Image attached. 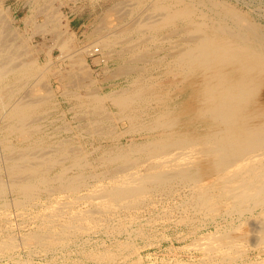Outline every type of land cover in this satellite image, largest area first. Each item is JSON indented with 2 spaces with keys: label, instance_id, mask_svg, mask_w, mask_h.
<instances>
[{
  "label": "rangeland",
  "instance_id": "374dc122",
  "mask_svg": "<svg viewBox=\"0 0 264 264\" xmlns=\"http://www.w3.org/2000/svg\"><path fill=\"white\" fill-rule=\"evenodd\" d=\"M224 1H227V2H224ZM198 2H200V3L197 4ZM221 3H225V4H228L230 6L236 7L237 10H239L240 12H243L250 21H253V22L257 23L258 25H260L262 30H263V33H264V0H214V1H212V0H183V1L182 0H151V1L150 0H130V1H128V0H59V1L55 0V2H54V0H3V1L0 0V4H1L0 5V14H1L0 17H1V19H3V18L5 19V20L3 19L1 21H2V24L4 26L7 25L5 27L3 26L2 29L0 28L1 29L0 41H2L3 38H4L3 40H8V41L13 40L12 42L9 41V43H8V41H5V43L3 42V44H5L4 46H6V44L8 43L7 48H9L14 44L13 45L14 48L11 47L12 49H9V50H11L10 52H14L16 50L15 54L19 53L18 55L16 54L17 58L19 55H21L22 57L24 56L23 58L26 60V64L24 66H26V68L30 67V70L33 67L32 70L35 71V72L34 71L30 72V70H29L28 71L29 76L26 72H23L22 75H25V76L21 75L20 76L21 78L16 77V79L17 80L19 79L20 81L23 79L21 82L19 80L18 81L15 80V78H14L15 76L13 75V73L10 75V81H8L9 82L8 85L10 84V86H12V88L11 87H9V88H11L13 90V96H12V100H11L10 104L7 103L9 105H5V106L7 109L9 106H11L13 103H15L16 100H18L22 103L23 102L25 103L26 101L27 102L31 101V104L36 103L35 105L37 107H36L35 111H33L32 113L29 112L30 116H28L29 118H27V122L29 123V127L32 129L34 127L37 128L40 126L39 130H36L37 132H35V128L33 129L34 130L33 132L35 134L33 133L31 135L32 137H29L25 141H23L24 139H21L22 137H20L21 135L18 132H14L15 130H11L14 133H11V131L9 132V129L7 128V124H4V123H7L8 120L6 119V117H2L3 116L2 114L6 111L5 106L3 105L2 110L0 108V110H1L0 111V124H1L0 125V129H1L0 139L6 136L7 141L11 140L12 143L15 145L17 144V147H19V148L30 145L34 141V139H36L38 136L44 137L46 140L48 139L47 141L49 143L50 142L52 143L49 145L51 147L54 146V148L60 146L62 144L61 143L62 141L67 142L65 147L71 151H76V152L79 151L78 154H80L81 156L82 155L85 156L84 161L85 162L88 161V163H85V164H88L89 166L86 165L85 166L86 168H80V167L77 168L73 164L74 165V167H73V166L69 165V164L72 165V160L70 158H65V159H67V161L66 160H64V162L60 161L61 164H58L60 162H58V163L56 162L53 166H57V167L50 168L52 171L50 170L49 173L52 176L56 172H58L57 170H60V168L65 166V165H67V167L69 166L68 167V170H69L68 174H70L69 177L80 174L81 172H83V173L85 172L84 174L86 175V178H87V179L85 178L86 181L84 180L85 183L83 182L84 183L83 185H85L84 186L85 188H83V186H81L80 193H81V195L86 194L88 192V188H90L94 184V182H96L95 177L92 176L93 174L100 175L101 172L102 173L106 172L107 169L109 168V165H110L109 163H111V166L113 168H115L114 166H116L118 164L116 166V169L120 165L119 163H121L120 158H115V159H117V160H115L116 164L114 163V161L113 162H110L107 160L104 161L103 160L104 158L109 160L110 156L118 157L116 155L120 154V152L122 154L130 152V153H128V154H131V155H129L130 157L134 158V156H135V158H137V157H139V151L136 149H138V147H140L139 145H142L143 142H146L148 139H150V137L158 136L160 133L163 132V130H161L159 127L155 126L154 122H152V118L154 120V116H156V114L158 113V110L161 109L162 103H163L162 101L167 100L177 90H181L183 88V85H184L183 84L184 80H182L181 75L175 76L174 72L172 71V64H171V60H172L171 53L173 52L172 46L176 42H177L176 45L179 44L180 40L182 39V35H180V33L169 35L170 29H172V26H173L172 24H177V27H181V26L186 27V23H185L186 17L190 18V19L192 18V20H193V22H191L189 25H194L196 22L198 23L200 21L205 22V20H206V22H214V21H216L217 18H220L222 20V22H221L222 24H220V25L223 26V24L224 25L228 24L227 26L231 27L235 24V19L224 12L225 11L224 5H222ZM171 7L173 9H171ZM187 7L190 8L189 11H186L185 13L182 11L184 13V15L178 14V16H175L177 18H175L173 16V18H175V19H173L171 17L172 19L170 20V24L168 23L169 24L168 26H166L162 29H159V31L155 34L156 36H153L154 34L152 33V31L149 30V28L145 27L147 23H150L153 20H156L157 18L160 19V18H162V16L168 15L167 17H169V15L170 16L175 15V14L179 13L177 11H181V9H185ZM55 10H57V11H55ZM49 11H50V13L48 14ZM165 11H166V13H165ZM106 12H108V13H106ZM155 12H156V14H155ZM201 12H203V13H201ZM173 13H175V14H173ZM206 14H207V16L205 17ZM216 15L219 17H215ZM8 16H9V18H8ZM135 16H136V19H134ZM150 16H152V17H150ZM220 16H222V17H220ZM225 16H226V18H225ZM104 17H105V19H103ZM140 19H141V21H140ZM7 20H8V22L10 21V23L6 24ZM136 21H137V24H136ZM58 22H59V24H58ZM135 25L140 26V27L144 26L146 28V29H144L145 34L139 33L136 29H134ZM125 28L126 29L130 28L131 32H127V30ZM4 29H6V30H4ZM9 29H11V31H13V29H14L15 32L13 31L11 33ZM123 29H125L126 31H123ZM102 30H103V32H101ZM132 30H134V31H132ZM2 31H4L3 34L1 33ZM6 31L7 32L9 31V33H7ZM123 32H125L126 36H125V34H122ZM147 32H148V34H147ZM103 34H104V36H103ZM142 34H143V36H142ZM149 34H151V35H149ZM70 35H71V37H70ZM112 35H113V37H112ZM8 36L10 38H13V39H6V37L8 38ZM73 36H74V38H73ZM110 37H112L113 39L115 38L113 43H115V41H116L117 44L112 46L113 48L112 47H108V48L103 47L100 41L105 39V38H110ZM173 37H175V38H173ZM66 40H67V45H65L66 48L65 47L61 48L59 46V44L61 42L66 43ZM154 42H156V43L154 44ZM0 43H2V42H0ZM68 43H70V44H68ZM84 46H86V47L84 48ZM87 46H89L91 48H89ZM84 49L87 51H85ZM66 51H67V53H66ZM110 51H112V52H110ZM141 52H142V54L145 52H147V54H149V52H150V55L143 54L145 58H138L137 55ZM152 55H153V57H152ZM71 57H74V58H71ZM148 58H149V60H148ZM50 59H51V61H50ZM18 60L21 61L22 63L24 62V60L23 59L21 60V58H18ZM29 60H31V61H29ZM36 60H37V62H36ZM27 61H29V64H27ZM30 62H31V64H34V65L32 66L30 64ZM36 63L39 66H37ZM66 63H68V64H66ZM126 64H128V65H126ZM35 66L38 68L36 69ZM85 67L88 70L84 69ZM131 67H133V68H131ZM26 68H24V71H26L25 70ZM130 68H131V70H130ZM37 74H38V76H37ZM73 75H75V76L73 77ZM177 77H179V78L177 79ZM91 79H93V80H91ZM173 79H175V80H173ZM180 79L182 80V82ZM143 80H147L146 82H149L150 84L152 83L153 85H155L154 89H153V87L151 89L155 92L158 91L157 92L158 94H156V95H158L159 97L158 96H152L151 97V95L146 94L148 96V98L149 99L151 98V99L146 100L145 103H143L140 106L142 108V110L141 109L138 110L139 109L138 104L134 105L133 108L131 109V111L132 110H133V112L136 111V113L143 112L142 113L143 115H141L142 118L139 117L137 119L136 118L134 119L133 117H131L129 115V113H127L128 112L127 110L120 109V107L114 102L113 96L121 94L119 92H122L123 95L124 94L126 95V92H127V94H129L130 92L132 93V91H134V89L137 87V83L139 85V82H142ZM176 80H179L178 81L179 86L177 85V87L174 84L175 83L174 81H176ZM13 81H14L15 86L12 85ZM34 82L37 84H35ZM156 83H159V84H156ZM160 83H161V85H160ZM133 85H134V87H133ZM13 87H15L16 89ZM18 87H19V90H18ZM174 87H175V89H174ZM262 87H261L262 89L259 90V96H261L260 97L261 99H264V85ZM38 89L39 90L41 89V90L38 91ZM17 90L19 92H17ZM44 90H46L47 92ZM122 90H125V91H122ZM152 90H150L149 92L152 93L153 92ZM16 93L18 94V96ZM30 93H32V94H30ZM109 93L111 94L113 100L110 97L105 98V100H102L103 103H101L100 108H99L101 110L98 111L97 108L99 107V105L93 101L94 97L101 96V95L103 96V95L109 94ZM98 94H100V95H98ZM25 95L27 96L26 98H25ZM35 95H37L38 98ZM46 95H50V96H46ZM15 96L17 99L15 98ZM21 96H23L22 99H24V101H22L21 98H18ZM155 98H156V101H153V100H155ZM162 98L163 99L165 98V99L163 100ZM188 98H189V95H184V96L180 97L181 101L187 100ZM85 100L87 102H84ZM32 101L34 103H32ZM159 101H160V103H159ZM29 102H28V104H30ZM88 102H90V103H88ZM146 102L148 104L149 103L150 104L148 105V104H146ZM159 104H161V105H159ZM143 105H145L144 108H143ZM147 105L149 106V108ZM146 106H147V108H146ZM136 108H138V109H136ZM145 109H146L147 113L150 112V114H148V116H147V113L144 112ZM106 111H107V113H106ZM128 115H129V117H128ZM97 117L99 119H96ZM103 117H104V119H103ZM147 117H149V118H147ZM117 118H118V120H117ZM1 119H3V120H1ZM33 120L34 121L36 120V121L34 122ZM96 120H98V121L96 123H93ZM140 120H141V122H140ZM31 121H33L32 122L33 125L30 123ZM102 121H103V123H102ZM181 123L182 122H179V125L177 126V128L179 126H183L182 124H184V123H182V124ZM95 124H97V125L95 126ZM135 124H137V125H135ZM131 125H132V127H131ZM141 125L145 126V127L142 128ZM154 126H155V128H154ZM138 127H140V128H138ZM5 134H7V135L9 134L8 135L9 137ZM66 138H68V140ZM54 140H55V142H54ZM142 140H144V141L141 142ZM7 141L5 140L6 143H9ZM11 141H10V143H11ZM59 141L61 143V144L59 143L60 145L58 144ZM5 142L0 143V171H1L0 174L2 175V178H1L2 182H5L4 184L10 188V183L12 182L13 179L10 176V174L8 173L9 162H6L5 155H4V153L6 151L5 149L3 150L4 144H6ZM56 143H57V145H56ZM129 144H130V146H129ZM46 145L47 144H42V146H39L37 148L39 150H36V151L37 152L39 151V153L44 152V150L47 151L48 147L45 148ZM131 146H132V148H130ZM123 148L125 149V151L123 150ZM40 149H42V150L40 151ZM126 150H127V152H126ZM104 152H105V154H104ZM107 152L113 153V154L110 155ZM136 152H138V153L136 154ZM55 153H56V150H55ZM102 154H103V156H102ZM101 157H102V160H101ZM85 159H87V160H85ZM118 160H120V161H118ZM102 162H103V164H102ZM141 165H142V167H141ZM145 165L147 166V163L144 164V162H143V164L141 163L137 166V167H139L137 169L145 172V171H147V168H145L146 167ZM93 167L95 169H93ZM91 169H93V170H91ZM137 169L135 168V170H137ZM99 171H101V172H99ZM92 172H94V173H92ZM7 173H8V175H7ZM1 175H0V177H1ZM7 176L11 177V178H8ZM3 180H5V181H3ZM56 180L57 179H55V180L52 179V181H51L52 187H54V186L56 187L59 184V181L56 182ZM6 182H7V184H6ZM8 182H10V183H8ZM169 186L170 187H168L167 189H157V192H156V190H153V192H150L146 197H144L143 199H140L138 201V204H136L135 206H133L129 209L127 208V210H123L124 213L123 212H122V214L120 213V216H119V214L115 215L116 218L114 217V215H112V212H110L112 210L107 211L108 213L106 212V214H104V212H103V215L97 213L98 214L97 216H99V217L103 216L102 218H106V217L109 218V220H108L109 222L108 221L104 222L105 226L103 225V222L100 223L102 226L99 224L97 226L98 229L95 228L96 232L92 235H88L87 233H80L77 236H75V234L71 235V237L70 236L68 237V238H70V240L67 238L68 239L67 243H65V244H59L58 243V244H56L57 245L56 247H55V245L54 246L49 245L50 246L49 247V246H43V245L38 246L39 244H31V242L27 243V242H25V240H23V236H24L23 234L27 231H28L27 233L31 232L32 230H34V228H35V230L40 228L39 226H36L39 224L41 225L40 220L39 219L34 220V218H36V217L33 216V214L36 215L35 213L38 214V212L39 213L42 212L45 209V205L47 204L46 202H50L51 199L52 200L56 199V198L60 199V197H62L60 199L61 201H64V200L65 201H71V200L78 197V196H75L76 194H78V192L74 194L71 191L70 192L65 191V190H64V192H63V190L58 191V189H56L57 187L56 188L54 187L55 190L58 191V192L56 191L57 193L55 192V190H53L54 192L50 190V192H48V193L46 190L42 191L39 194V196L37 197L40 200L34 198L35 200L33 199L32 201L31 200L26 201V202L24 201L25 203L29 202L26 204V209L29 211V215L26 216L25 214L23 215V213L19 214L22 211L21 206H18L17 203H16V205L14 204L15 199L22 200V196L20 195V193H18V191L15 190L13 187L11 189L6 187L7 190L4 193V195L5 194L6 195L5 196L3 195L1 200L2 199L4 200V198L5 199L8 198L7 199L8 208H7V206H6V209H5V207L2 208V205H0L1 206L0 209L1 210L4 209V210H2V212L3 211L5 212V210H8V212L6 211L7 218L9 219L8 221L11 223H9V225H8L9 228L7 229L5 226V225H7V223L2 224L0 221V238L6 237L7 241H8L11 235H12L11 238L14 236L13 240L14 239L19 240L20 236L21 235L22 236H21L20 240L17 241L16 246L6 248V250H5V248L1 249L2 251H0L1 252L0 253V264H35V263L36 264H44V263L46 264L47 262H48L47 264H53V263L58 264L59 261H60L59 264H68V263H70V261L72 262L70 264H78L79 261H80V264L81 263L82 264H88V263L89 264H111V263L112 264L113 263L118 264V263H126L127 261H128L127 263H129V262L130 263L131 262L136 263L132 259H134L138 262H141V264L142 263L143 264L144 263L145 264H201L202 260L199 258L200 255H199V253L196 252L195 247H193L194 245H192L194 238L197 236V234L195 233V230H197V228H199L200 226H201L200 228H202V231L205 230L204 232H207L209 230L212 231L216 228L215 230H218V229H219V231L221 230L220 231V232H222L221 234L227 235V233H228V235L231 234V235H235L237 237L239 236V237H241L240 238L241 241L244 243L243 248H242V251L244 254L248 253V255H250L251 258H263L264 257V240H262V235H263L262 231L264 229V226H263L264 225V221H263L264 220V213H262V212H264V206H263L264 204L257 205L253 209V211H245V212H241V213L234 210V209H226L227 206L225 208L223 206L219 210V212H217L216 214H211V213L208 214V212L206 213L205 211H203L199 208L196 209L195 206L188 205V201L191 202V200L193 199L192 194L189 195L191 192L189 190L190 186H188V184H185L184 182L181 183L178 181H176V183H175V181H173L170 183ZM67 193H69L70 195L68 196ZM17 194H18V196H17ZM48 195H49V197H47ZM65 195H66V197H65ZM183 195H185V196H183ZM72 196H75V197H72ZM48 198H49V201H48ZM43 199H45L46 202H44ZM80 199L81 200L78 201V203H80V204L77 205V203H76V205H75L77 208H83V207L86 208V206H87V208L93 209L92 202H90L89 200L82 198V197ZM36 203H38V204H36ZM16 206H18V207H16ZM28 206H30V207H28ZM194 208L196 209V211L194 210ZM225 209H226V211H225ZM258 209H260V210H258ZM19 210H20V212H19ZM94 210H95V208L93 209V211ZM30 211H31V213H30ZM113 212H114V210H113ZM133 213H135V214L132 215ZM8 214H10V215H8ZM31 214H32L33 219H31V217H30ZM5 215L6 214L4 213V215H2V216H5ZM21 215L23 216V219H22ZM125 215H128V216H125ZM195 215L198 216L197 218H199V217L200 218L202 217V218L197 219ZM130 216H132V217H130ZM231 216H232V218H231ZM113 217H114V219H113ZM118 217H120L121 220ZM128 217H129V219H128ZM182 217L185 219V222H184V219ZM203 217H205V219H203ZM122 218H125V219H122ZM130 218H132L131 220H133L131 222L132 224L130 223V221H131ZM134 218H136V219H134ZM147 218L149 220H147ZM224 218H226V219H224ZM257 218L259 220H257ZM260 218H263V219L261 220ZM24 219H26V220H24ZM170 219H172V220H170ZM189 219H190V221H188ZM10 220H12V221H10ZM153 220H154V223H153ZM180 220L183 222H180ZM260 221L261 222L263 221V223H261ZM26 222H27V224H26ZM113 222H114V224H113ZM128 222H129L130 226H128ZM134 222H135V224H133ZM190 222H191V224H190ZM255 222H256V224H253ZM213 223H214V225H213ZM237 223H239V224H237ZM200 224H202V225H200ZM205 224L206 225L208 224V225L206 226ZM210 224H212V225L210 226ZM235 225L237 228H233V227H235ZM256 225L258 227H256ZM4 226H5V228H4ZM10 226H12V227H10ZM99 226H100V228H99ZM125 226H126V229L124 228ZM261 226L263 227L262 229H261ZM137 227H140L141 229H138ZM31 228H32V230H31ZM110 228H111V231H110ZM118 228H120L119 231H118ZM223 228H224V230H223ZM10 229H12V230H10ZM249 229H251V230H249ZM137 230H138V232H137ZM142 230H144V231H142ZM229 230L230 231L232 230V232L229 233L228 232ZM254 230H255V232H254ZM140 231L142 233H140ZM7 232L8 233L10 232V234H9L10 236L8 235ZM109 233L110 234L113 233L112 234L113 236L110 235ZM124 233H125V235H124ZM133 233H134V235H136V238L132 237ZM245 233L247 234V236ZM255 233H256V235H254ZM4 234H5V236H4ZM115 234L116 235L118 234V235L116 236ZM127 234H130V236L133 239L131 237H128L129 235H127ZM242 234L244 235V237L242 236ZM259 236H260V239L258 238ZM6 238H5V240H6ZM119 238H120V241H118ZM244 238H247L248 240L244 239ZM84 239H86V240L88 239V240L86 241ZM254 239H258V242H257V240L254 241ZM22 240L24 241V243H26L25 244L26 246H30L31 251L28 250L29 247H26L24 245V243H22ZM131 240H133V241H131ZM14 241L16 242V240H14ZM89 241H91V242H89ZM101 241H102V243H101ZM115 241H118V242H116L117 244L114 243ZM253 241H254V243H253ZM18 242H20V243H18ZM120 242L122 245H120ZM130 243H132V244H130ZM245 243H247V244H245ZM17 244H18V246H17ZM66 244H68V245H66ZM108 244H110V245H108ZM33 245L35 246V248L33 247ZM61 245H64V246H61ZM112 245L116 246V247H113ZM134 245L135 246L138 245L136 247V252L138 251L139 253L138 252L136 253L135 251H133L134 250L133 247L135 248ZM74 246L77 249L74 248ZM126 246H127V248H126ZM15 247H17V248L15 249ZM51 247H52V249H51ZM105 247H106V249H105ZM108 247H110V248L108 249ZM128 247H129V249H128ZM81 248L82 249L85 248V249L81 250ZM94 248H95V250H94ZM9 249H12V250H9ZM42 249L46 250V251H43ZM66 249L70 254L67 253ZM3 250H4V252H3ZM102 250L104 252L107 251L108 256H105L107 254L104 255ZM48 251H50V252H48ZM64 252H65V254H64ZM91 252L92 253L96 252V253L93 255ZM101 252L103 253L104 257L102 256ZM4 253H6V254H4ZM114 253H116V255ZM127 253H129V254L131 253L132 255L131 254L129 256L124 255ZM83 254H85V255H83ZM88 254L90 255V257L88 256ZM98 254H99V256H98ZM113 254L115 255V257ZM51 255H52L53 259L51 258ZM96 255H97V257H99V259H97L95 257ZM91 256L94 257L95 259L92 258ZM100 256H102L103 263L100 259L101 258ZM109 256H112V260H111V257H109ZM124 256H126V257H124ZM87 258H89V259H87ZM137 258H138V260H137ZM50 259H51V261H50ZM73 259L77 263L74 262ZM83 259H85V260H83ZM96 259L99 260L98 263L96 262L97 261ZM103 259H105V260H103ZM113 259H115V260H113ZM122 259H124V260H122ZM109 260H110V263H109ZM61 261H62V263H61ZM240 264H243V263H240Z\"/></svg>",
  "mask_w": 264,
  "mask_h": 264
},
{
  "label": "bare ground",
  "instance_id": "6f19581e",
  "mask_svg": "<svg viewBox=\"0 0 264 264\" xmlns=\"http://www.w3.org/2000/svg\"><path fill=\"white\" fill-rule=\"evenodd\" d=\"M128 1H130V0H128ZM212 1H214V0H212ZM54 2H55V0H54ZM224 2H227V1H224ZM199 3L200 2H198L197 4H199ZM221 4L224 5V9H225L224 12L235 19V24L234 25L232 24L233 26H231V27L227 26L228 24L227 25L223 24V26L220 25V24H222L221 23L222 20L220 18H217L216 21H214V22H206V20H205V22L200 21L198 23L196 22L194 25H189L191 22H193V20H192V18L190 19V18L186 17V19H185L186 27L181 26L182 27L181 28V27H177V24H172L173 26H172V29H170L169 35H173V34H177V33H180V35H182V39L180 40L179 44L176 45V43H177L176 42L172 46V49H173L172 50L173 52L171 53L172 71L174 72L175 76L181 75L182 80H184L183 81L184 85H183V88L181 87L182 88L181 90H177L167 100H164L165 98L164 99L162 98L164 100V101H162L163 102L162 107H161V109H159L160 111L158 110V113L156 114V116H154V120L152 118V122H154L155 126L159 127L161 130H163V132L160 133L158 136H152V137H150V139H148V140L146 139L147 140L146 142H143L144 140H142L141 142H143V144L139 145L140 147H138V149H136L139 151V157L136 156L137 158H135V156H134V158L130 157L129 155H131V154H128L130 152L123 153V154L120 152V154L116 155L118 157L110 156L109 160L104 158L103 159L104 161L105 160L110 161V162L114 161V163L116 162L115 160H117L115 158H120L121 163L118 162L120 165L118 166L117 169H116V166L118 164L116 166H114L115 168H113L111 166V163H109L110 165H109V168L107 167L108 169L106 172L102 173L101 171H99V172H101V174H100L101 176L97 175V174H93L92 176L95 177L96 182H94V184L90 188H88V192L86 191L87 192L86 194L81 195V193H80L81 186H83V188H85L84 187L85 185H83L85 183L84 180L86 178V175L84 174L85 172L83 173L80 171L81 172L80 174L69 177V175H70V174H68L69 173V170H68L69 166L67 167V165H65V166L61 167L60 170H57L58 172H56L54 175L51 176L49 173L51 170L50 168L57 167V166H53L56 162L57 163L60 161L64 162V160L67 161V159H65V158H70L72 160V165L69 164L70 166L74 167V165H75L77 168L78 167L86 168L85 167L86 165L89 166L88 164H85V163H88V161L87 162L84 161L85 156H83V155L81 156L80 154H78L79 151L78 152L71 151L65 147L67 142L62 141L61 142L62 144H61L59 141L58 144L60 143L61 145L59 144L60 146L54 148V146L51 147L49 145L52 143L51 142L49 143L47 141L48 139L46 140L44 137L38 136L36 139H34V141L30 145L19 148V147H17V144L16 145L13 144L11 140L10 141L12 144L10 143V141H7L6 136L0 139V143H4L5 140L7 142H9V143L5 142L6 144H4L3 150L4 149L6 150L4 155H5L6 162H9L8 173L10 174V176L13 179L11 183L8 182V183H10V188H9L7 185L4 184L5 182H2V180H1L2 175L0 174L1 175V177H0V205H2V208L5 207V209H6V206H7V202H8L7 199L8 198L7 199L4 198V200L2 199L3 201L1 200V198L3 197L7 188L11 189L13 187L15 190L18 191V193H20V195L22 196V200L15 199L14 204L16 205V203H17L18 206H21L22 211L19 214L23 213V215L25 214L26 216L29 215V211L26 209V204L29 202H27V203H25V202L30 201V200L32 201L34 198L39 199L37 197L39 196V194L42 191L46 190L48 193V192H50V190L53 191L57 187L56 189H58V191L59 190L60 191L63 190V192H64V190L69 191V192L71 191L74 194L78 192V194L75 195L78 197L71 200V201H65V200L61 201L60 199L62 197H60V199L59 198H56L53 200L51 199L50 202H46L45 199H43L44 202L47 203L45 205V209L40 213L38 212V214L35 213L36 215L33 214L34 212L32 213L33 216L36 217V218H34V220L35 219L40 220L41 225L40 224L36 225V226H39L40 228H38L36 230L34 228L35 231L32 230V228H31V230H32L31 232H29V233H27L28 231L25 232L23 234L24 235L23 240H25V242H27V243L31 242V244H39L38 246H40V245H43V246L52 245V246H54L55 245V247H56L57 246L56 244H58V243L59 244L67 243V240L68 239L70 240V238H68V237L69 236L71 237V235L75 234V236H77L80 233H87L88 235H92L96 232L95 228H97V226L100 223L103 222V225H104V222L109 220L108 217L102 218L103 216L102 217L97 216L98 214L103 215V212H104V214H106L107 211L112 210L110 212H112V215H114V217L116 218L115 215L119 214V216H120V213L122 214L123 210H127V208L129 209V208L135 206L136 204H138V201L140 199H143L144 197H146L150 192H153V190H156V192H157V189H167L168 187H170L169 185L173 181H175V183H176V181H178L181 183L184 182L185 184H188V186H190L189 190L191 192L189 195L192 194V198H193L191 200V202L188 201V205L195 206L196 209L199 208V209L205 211L206 213L208 212V214H210V213L216 214L217 212H219V210L223 206H224V208L227 206L226 209H234V210L241 213V212H245V211H253V209L257 205L264 204V99H261L260 98L261 96H259V90L262 89L263 88L262 86L264 85V33H263V30H262L260 25H258L257 23H255L253 21H250L247 18V16L243 12H240L239 10H237L236 7L230 6V5L225 4V3H221ZM171 9H173V8L171 7ZM189 10H190V8L187 7L185 9H181V11H177V12H179V13L176 12L177 14L173 13L175 15H172V16L169 15V17H167L168 15L162 16V18H160V19L157 18L156 20H153L152 22L147 23L145 27L149 28V30L152 31V33L154 34L153 36H156L155 34L159 31V29H162V28H164L170 24V20L173 18V16L174 17L178 16V14L184 15V13L186 11H189ZM55 11H57V10H55ZM49 13H50V11L48 12V14ZM106 13H108V12H106ZM165 13H166V11H165ZM201 13H203V12H201ZM155 14H156V12H155ZM206 16H207V14L205 15V17ZM150 17H152V16H150ZM215 17H219V16L216 15ZM220 17H222V16H220ZM8 18H9V16H8ZM175 18H177V17H175ZM175 18H173V19H175ZM225 18H226V16H225ZM3 19H1V17H0V28L1 29L4 26L2 24V21H1ZM103 19H105V17ZM134 19H136V16ZM140 21H141V19H140ZM8 23H10V21L8 22V20H7L6 24H8ZM58 24H59V22H58ZM136 24H137V21H136ZM5 26H7V25H5ZM145 27L144 26L140 27V26L135 25L134 29H136L139 33L145 34V32H144V29H146ZM1 29H0V31H1ZM125 29H123V31L127 30V32H131L130 28H127L126 30ZM4 30H6V29H4ZM9 30L11 33L14 31V29H13V31H11V29H9ZM132 31H134V30H132ZM101 32H103V30ZM148 32H147V34H148ZM1 33L3 34L4 31H2ZM7 33H9V31ZM122 34H125V32H123ZM149 35H151V34H149ZM103 36H104V34H103ZM125 36H126V34H125ZM142 36H143V34H142ZM70 37H71V35H70ZM112 37H113V35H112ZM112 37L105 38V39L101 40L100 42H101L102 46L108 48V47H112L115 44H117L116 41H115V43H113L115 38L113 39ZM73 38H74V36H73ZM173 38H175V37H173ZM3 39H2V41H0V42H2V43H0V108H1V110L3 108V105L4 106L9 105L11 100H12V96H13V90L11 89L12 86H10V84L8 85V83H9L8 81H10V75L13 73V75L15 76V77L14 76L13 77L15 78L16 81H18L19 79L17 80L16 77L17 78L20 77L23 74V72H26L28 74V71L30 70V67L26 68V66H24L26 64V60L23 58L24 56L23 57L21 55L18 56V58H21V60L22 59L24 60V62L22 63L17 58V55L19 53H16L17 55L15 54L16 50L14 52H10L11 50H9V49H12L11 47L14 48V46H13L14 44L11 47L7 48L8 47L7 44L9 43L10 40L8 41V40H3ZM6 39H13V38H10L8 36V38L6 37ZM5 41H8L6 46H4L5 44H3V42L5 43ZM12 41L13 40H11L10 42H12ZM155 43L156 42H154V44ZM60 44H59V46L61 48H64L65 45H67V40H66V43L61 42ZM68 44H70V43H68ZM85 47L86 46H84V48ZM87 47H89V46H87ZM89 48H91V47H89ZM85 51H87V50H85ZM110 52H112V51H110ZM142 52L139 54L137 53L138 58H145L143 54H147V52H145L143 54H142ZM66 53H67V51H66ZM147 55H150V52ZM152 57H153V55H152ZM71 58H74V57H71ZM148 60H149V58H148ZM29 61H31V60H29ZM29 61H27V64H29ZM50 61H51V59H50ZM36 62H37V60H36ZM30 64H31V62H30ZM66 64H68V63H66ZM31 65L33 66L34 64H31ZM126 65H128V64H126ZM37 66H39V65L37 64ZM24 68H26L25 69L26 71H24ZM37 68L38 67H36V69ZM131 68H133V67H131ZM131 68H130V70H131ZM32 69H33V67L31 68L30 72L34 71ZM84 69H86V67ZM86 70H88V69H86ZM22 76H25V75H22ZM28 76H29V74H28ZM37 76H38V74H37ZM74 76L75 75H73V77ZM178 78L179 77H177V79ZM91 80H93V79H91ZM173 80H175V79H173ZM182 80H181V82H182ZM14 81L12 82V85H14ZM146 81L147 80H143L142 82H139V85L137 83V87L134 89V91H132V93L130 92L129 94H127V92H126V95L125 94L123 95L122 92H119L121 94L118 93L119 95L113 96L114 102L120 107V109L127 110L128 111L127 113H129V115L131 117H133L134 119L135 118L137 119V118L141 117V115H143L142 114L143 112L136 113V111L135 112H133V110L131 111V109L133 108L134 105L138 104L139 109L138 108H136V109L142 110V108L140 106L143 103H145L146 100L149 99L146 94L151 95V97L152 96H158V95H156V94H158L157 93L158 91L155 92L151 89L152 87L154 89L155 85H153L152 83L150 84L149 82H146ZM178 81L179 80L174 81L175 82L174 84L176 85V87L179 83ZM35 84H37V83H35ZM156 84H159V83H156ZM160 85H161V83H160ZM9 87H11V88H9ZM133 87H134V85H133ZM13 88H15V87H13ZM174 89H175V87H174ZM18 90H19V87H18ZM18 90H17V92H19ZM40 90L38 89V91H40ZM150 90H152L154 93L149 92ZM44 91H46V90H44ZM122 91H125V90H122ZM30 94H32V93H30ZM98 95H100V94H98ZM184 95H189V98L187 100L181 101L180 97L184 96ZM17 96H18V94H17ZM35 96L37 97V95H35ZM46 96H50V95H46ZM22 97L23 96L18 97V98L22 99ZM26 97L27 96L25 95V98ZM108 97H110L112 99V96L110 93L105 94L103 96L101 95V96L94 97L93 101L99 105V107L97 108L98 111L101 110L99 108H100L101 103H103L102 100H105V98H108ZM15 98H16V96H15ZM22 101H24V99H22ZM153 101H156V98ZM28 102L26 101L25 103L24 102L22 103V102L16 100L15 103H13V104L11 103L12 104L11 106H9V107L7 106L8 107L7 109L5 106L6 111L4 110L5 112L2 114L3 115L2 117H6V119L9 121V122L7 121V123H4V124H7V128L9 129V132L11 130H15L14 132H18L21 135L20 137H22L21 139H24L23 141H25L29 137H32L31 135L34 133L33 129L35 128L34 127L35 125L33 126L34 127L33 129L29 127V123L27 122V118H29L28 116H30L29 112L32 113L33 111H35L37 106L35 105L36 103L31 104V101H30L29 102L30 104H28ZM84 102H87V101L85 100ZM7 103H9V104H7ZM32 103H34V102L32 101ZM88 103H90V102H88ZM159 103H160V101H159ZM146 104H148V103L146 102ZM159 105H161V104H159ZM144 106L145 105H143V108H144ZM147 106H146V108H147ZM148 108H149V106H148ZM144 112H146V109ZM106 113H107V111H106ZM148 114H150V112L147 113V116H148ZM129 115H128V117H129ZM147 118H149V117H147ZM96 119H99V118L97 117ZM103 119H104V117H103ZM1 120H3V119H1ZM117 120H118V118H117ZM33 121H31L30 123L32 124ZM97 121L98 120H96L93 123H96ZM140 122H141V120H140ZM179 122H182L184 124L181 123L183 126H179L177 128V126L179 125ZM102 123H103V121H102ZM96 125L97 124H95V126ZM135 125H137V124H135ZM155 126H154V128H155ZM131 127H132V125H131ZM143 127H145V126H142V128ZM39 128H40V126L35 128V132H37L36 130H39ZM138 128H140V127H138ZM0 131H1V129H0ZM14 132L11 131V133H14ZM5 135H7V134H5ZM66 139L68 140V138H66ZM54 142H55V140H54ZM42 144H47L45 146V148L48 147V150L47 151L44 150V152L39 153V151L37 152L36 150H39L37 148L39 146H42ZM56 145H57V143H56ZM129 146H130V144H129ZM132 146L130 148H132ZM41 150L42 149H40V151ZM55 150H56V153H55ZM123 150L125 151L124 148H123ZM126 152H127V150H126ZM137 153L138 152H136V154ZM104 154H105V152H104ZM108 154L112 155L113 153H108ZM102 156H103V154H102ZM85 160H87V159H85ZM101 160H102V157H101ZM118 161H120V160H118ZM143 162H144V164L147 163V166L145 165L146 166L145 168H147V171H145V172L137 169V168H139L137 166L141 163L143 164ZM58 164H61V162ZM102 164H103V162H102ZM141 167H142V165H141ZM135 168L137 170H135ZM93 169H95V168L93 167ZM93 169H91V170H93ZM0 173H1V171H0ZM8 173H7V175H8ZM92 173H94V172H92ZM11 177H8V178H11ZM52 179H54V180L57 179L56 182L59 181V184L56 187L54 186L55 188L52 187V185H51ZM3 181H5V180H3ZM6 184H7V182H6ZM56 191L57 190H55V192ZM67 194H68V196L70 195L69 193H67ZM17 196H18V194H17ZM75 196H72V197H75ZM183 196H185V195H183ZM47 197H49V195ZM65 197H66V195H65ZM81 197L92 202L93 205L92 204L91 205L93 206V209L95 208V210L93 211L92 208L91 209L87 208V206H86V208L83 207L84 209L83 208H77L75 205H76V203H77V205L80 204V203H78V201L81 200L80 199ZM48 201H49V198H48ZM36 204H38V203H36ZM18 206H16V207H18ZM28 207H30V206H28ZM7 208H8V206H7ZM195 208H194V210L196 211ZM226 209H225V211H226ZM260 209H258V210H260ZM2 210H4V209H2ZM2 210L0 211V221L2 224L7 223V225H5V224L4 225L8 229L9 228L8 225H9V223H11L8 221L9 219L7 218L6 211L8 212V210H5V212L3 211L6 214L5 215L6 217L2 216V215H4ZM113 210H114V212H113ZM19 212H20V210H19ZM30 213H31V211H30ZM262 213H264V212H262ZM32 214L30 216L31 219H33ZM134 214L135 213H133L132 215H134ZM8 215H10V214H8ZM128 215H125V216H128ZM198 216H196V218ZM232 216H231V218H232ZM114 217H113V219H114ZM130 217H132V216H130ZM118 218L120 219V217H118ZM199 218H197V219H199ZM226 218H224V219H226ZM22 219H23V216H22ZM122 219H125V218H122ZM128 219H129V217H128ZM131 219L132 218H130V220ZM134 219H136V218H134ZM203 219H205V217H203ZM260 219L262 220L263 218H260ZM24 220H26V219H24ZM147 220H149V219L147 218ZM170 220H172V219H170ZM257 220H259V219L257 218ZM10 221H12V220H10ZM132 221L133 220H131L130 223ZM188 221H190V219ZM263 221L262 222L260 221V222L263 223ZM180 222H183V221L180 220ZM184 222H185V219H184ZM153 223H154V220H153ZM26 224H27V222H26ZM113 224H114V222H113ZM133 224H135V222ZM190 224H191V222H190ZM237 224H239V223H237ZM253 224H256V222ZM200 225H202V224H200ZM211 225L212 224H210V226ZM213 225H214V223H213ZM5 226H4V228H5ZM128 226H130L129 222H128ZM10 227H12V226H10ZM200 227L197 228V230H195V233L197 234V236L194 238L192 245H194L193 247H195L196 252L199 253V255H200L199 258L202 260L201 264H240V263H243V264H264V257L263 258H251V256L248 255V253L247 254L243 253L242 248H243L244 243L241 241V239H240L241 237H239V236L237 237V236L231 235V234L228 235V233H227V235L221 234L222 233V232H220L221 230L220 231H219V229L215 230L216 228L212 231L209 230L207 232H204L205 230L202 231V228H200ZM256 227H258V226L256 225ZM99 228H100V226H99ZM124 228L126 229V226ZM137 228L141 229L140 227H137ZM233 228H237L236 225ZM262 228L263 227L261 226V229ZM119 229L120 228H118V231H119ZM251 229H249V230H251ZM10 230H12V229H10ZM223 230H224V228H223ZM110 231H111V228H110ZM142 231H144V230H142ZM10 232L9 233L7 232L8 235L10 234ZM137 232H138V230H137ZM228 232L230 233V232H232V230L231 231L229 230ZM254 232H255V230H254ZM140 233H142V232L140 231ZM262 233H263L262 240H264V229H263ZM112 234H110V235H112ZM124 235H125V233H124ZM127 235H129L128 237H131L130 234H127ZM133 235H134V233H133ZM133 235H132V237L136 238V235H134V236ZM254 235H256V233ZM4 236H5V234H4ZM11 236H10V238H11ZM21 236H20V238H21ZM242 236L244 237L243 234H242ZM246 236H247V234H246ZM5 238H3V237L0 238V251H2L1 249H3V248H5V250H6V248L16 246L17 241L20 240V238H19V240L14 239V240H16V242H15L13 240L14 236L11 239L9 238L8 241H7V238H6V240H5ZM258 238L260 239V236ZM244 239H247V238H244ZM23 240H22V243H24ZM84 240H86V239H84ZM255 240H257V242H258V239H254V241ZM118 241H120V238ZM118 241H115L114 243H116ZM131 241H133V240H131ZM254 241H253V243H254ZM89 242H91V241H89ZM18 243H20V242H18ZM101 243H102V241H101ZM25 244L26 243H24V245ZM130 244H132V243H130ZM245 244H247V243H245ZM66 245H68V244H66ZM108 245H110V244H108ZM120 245H122L121 242H120ZM17 246H18V244H17ZM61 246H64V245H61ZM137 246L138 245H136L135 248L133 247L134 250L133 249L132 250L136 252ZM26 247H29L28 250H30V246H26ZM33 247L35 248L34 245H33ZM113 247H116V246H113ZM16 248L17 247H15V249ZM74 248H76V247L74 246ZM109 248L110 247H108V249ZM126 248H127V246H126ZM51 249H52V247H51ZM84 249L81 248V250H84ZM105 249H106V247H105ZM128 249H129V247H128ZM9 250H12V249H9ZM94 250H95V248H94ZM43 251H46V250H43ZM66 251H67V249H66ZM3 252H4V250H3ZM48 252H50V251H48ZM67 253H69V252L67 251ZM95 253L96 252H93L92 254L94 255ZM103 253H104V255L107 254L105 256H108L107 251L106 252L103 251ZM103 253H102V256L104 257ZM4 254H6V253H4ZM64 254H65V252H64ZM85 254H83V255H85ZM99 254H98V256H99ZM114 254L116 255V253H114ZM130 254L127 253L124 255L129 256ZM115 255H114V257H115ZM88 256L90 257L89 254H88ZM102 256H100L101 261H102ZM112 256H109V257H111V260H112ZM126 256H124V257H126ZM95 257L97 259H99V257H97V255ZM51 258H52V255H51ZM92 258H94V257H92ZM87 259H89V258H87ZM83 260H85V259H83ZM103 260H105V259H103ZM113 260H115V259H113ZM122 260H124V259H122ZM132 260L135 261L136 263H132V262L127 263L128 262L127 261L126 263H118V264H141V262H138L134 259H132ZM137 260H138V258H137ZM50 261H51V259H50ZM98 261L99 260H97L96 262L98 263ZM74 262H76V261L74 260ZM59 263H60V261H59ZM61 263H62V261H61ZM70 263H72V262L70 261ZM70 263H68V264H70ZM102 263H103V261H102ZM109 263H110V260H109ZM78 264H80V261ZM113 264H115V263H113Z\"/></svg>",
  "mask_w": 264,
  "mask_h": 264
}]
</instances>
